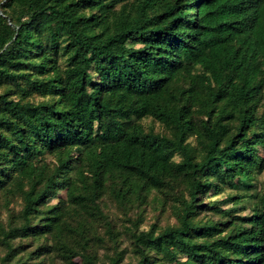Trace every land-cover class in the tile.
<instances>
[{
	"label": "trees",
	"instance_id": "obj_1",
	"mask_svg": "<svg viewBox=\"0 0 264 264\" xmlns=\"http://www.w3.org/2000/svg\"><path fill=\"white\" fill-rule=\"evenodd\" d=\"M263 173L264 0H0V264H264Z\"/></svg>",
	"mask_w": 264,
	"mask_h": 264
},
{
	"label": "rangeland",
	"instance_id": "obj_2",
	"mask_svg": "<svg viewBox=\"0 0 264 264\" xmlns=\"http://www.w3.org/2000/svg\"><path fill=\"white\" fill-rule=\"evenodd\" d=\"M144 122L148 124L149 120L147 119ZM155 127L158 128V125H155ZM260 178H261L260 180L264 179V173L260 176ZM207 196H210V195L207 194L206 197ZM57 198H58L57 196L53 197L52 199H50V202L51 203L56 202ZM109 212L115 214L114 220H117V223L120 229H122V225L125 223V221H123L124 216L121 214V212L119 210H116L112 204H110ZM117 216L119 217L117 218ZM145 217L146 219H145V222L142 224V227H147L150 222L155 221L156 217H158V223H161V224H164L166 222L172 223L175 221L174 213L169 203L165 204L163 207L155 203L148 204L145 207ZM125 244L127 245V242L124 243L123 245ZM104 251L105 249H101L100 253H103ZM124 259L125 261L132 259V253L128 252ZM75 261L77 262L76 264H80L79 258H76Z\"/></svg>",
	"mask_w": 264,
	"mask_h": 264
}]
</instances>
